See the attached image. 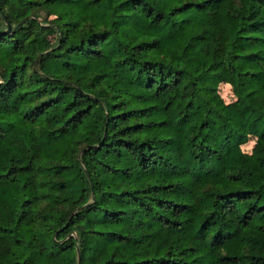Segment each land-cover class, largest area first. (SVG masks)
I'll use <instances>...</instances> for the list:
<instances>
[{
	"label": "trees",
	"instance_id": "obj_1",
	"mask_svg": "<svg viewBox=\"0 0 264 264\" xmlns=\"http://www.w3.org/2000/svg\"><path fill=\"white\" fill-rule=\"evenodd\" d=\"M0 264H264V0H0Z\"/></svg>",
	"mask_w": 264,
	"mask_h": 264
},
{
	"label": "rangeland",
	"instance_id": "obj_2",
	"mask_svg": "<svg viewBox=\"0 0 264 264\" xmlns=\"http://www.w3.org/2000/svg\"><path fill=\"white\" fill-rule=\"evenodd\" d=\"M221 94L222 96L225 98L226 101L230 102L232 100V95L230 94V92L227 90L226 86H222L221 87ZM251 143L244 145L245 149H250L251 148Z\"/></svg>",
	"mask_w": 264,
	"mask_h": 264
},
{
	"label": "water",
	"instance_id": "obj_3",
	"mask_svg": "<svg viewBox=\"0 0 264 264\" xmlns=\"http://www.w3.org/2000/svg\"><path fill=\"white\" fill-rule=\"evenodd\" d=\"M12 29V25L8 22V29L6 30V32H10Z\"/></svg>",
	"mask_w": 264,
	"mask_h": 264
}]
</instances>
